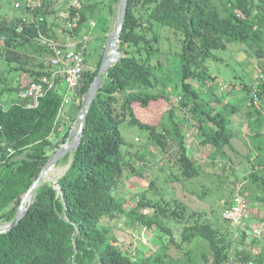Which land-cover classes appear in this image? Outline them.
I'll return each mask as SVG.
<instances>
[{
  "label": "trees",
  "instance_id": "1",
  "mask_svg": "<svg viewBox=\"0 0 264 264\" xmlns=\"http://www.w3.org/2000/svg\"><path fill=\"white\" fill-rule=\"evenodd\" d=\"M18 2L0 0V225L14 219L41 168L67 139L103 55L93 68L84 58L68 103L58 76L35 107L19 91L51 76L58 69L51 65L55 47L81 48L92 18H111L120 0H79L77 7L65 6V16L55 6L58 0ZM103 29L108 33L111 27ZM165 29L179 36V51L162 49ZM229 43L247 46L260 63L253 82L239 81L242 110L229 98L225 79L210 70V60L220 58L216 51ZM119 49L121 57L92 101L79 147L57 163H67V169L56 180L43 179L24 217L0 233V264H264V235L247 234L264 220V0H129ZM136 105L147 110L145 119ZM61 107L70 118L67 126L61 124L66 122ZM125 122L146 131L155 142L153 153L150 146L131 149L121 132ZM191 129L208 151L204 162L221 169L219 188L228 185L221 193L223 208L236 180L243 182L240 192L248 205L262 207L251 212L244 229L232 226L222 211H205L197 201L177 196L179 185L200 200L212 192L209 183H201L199 192L188 187L205 168L193 160ZM158 153L168 161L167 167L157 163L168 183L158 187L159 175L151 177L131 202L124 196L125 182L144 176L142 161ZM12 184L15 190L6 193ZM118 217L155 228L166 251L136 259L123 250L105 221Z\"/></svg>",
  "mask_w": 264,
  "mask_h": 264
},
{
  "label": "rangeland",
  "instance_id": "2",
  "mask_svg": "<svg viewBox=\"0 0 264 264\" xmlns=\"http://www.w3.org/2000/svg\"><path fill=\"white\" fill-rule=\"evenodd\" d=\"M71 0H58L57 3H55V6H58L61 8L60 11H63L66 5L70 4ZM95 0H92V2ZM106 1V0H104ZM108 3H105V9L104 14H108ZM3 5V4H2ZM102 6V2L99 3L97 6V13L100 11V7ZM5 7L6 6L5 4ZM115 10L113 14L105 20L104 18L99 17L97 19L92 18L91 20V30L89 33V37L87 38V49L85 53V62L86 65H91L93 68L96 66L99 58L104 54L105 50V44L108 35L113 31L114 26L117 21V11H118V5H114ZM102 12V11H101ZM110 14V13H109ZM108 14V15H109ZM106 22V24H104ZM111 27L108 33L104 32L103 27L107 26ZM107 34V35H106ZM91 36V37H90ZM106 39L104 40V38ZM161 46L164 50H169L170 52H177L180 50L181 45L179 42V36L176 35L174 32L165 29L162 33L161 38ZM216 54L220 57L218 59H211L210 60V70H216L219 74L220 79H225L223 84L226 85L225 87H229V98L240 105L241 110L244 108V102L240 100V98L244 95V92L240 89L241 85L239 84L240 80H245V82L254 81L255 78L259 75L260 72V63L259 60L253 55V51L247 46L244 45H237L235 43H229L227 44L226 48L223 50L216 51ZM226 83V84H225ZM63 87L66 88V85L64 84ZM224 87V86H223ZM174 95V94H172ZM173 99L177 100L176 96L173 97ZM177 103V102H176ZM169 106V105H168ZM177 110V109H176ZM245 110V109H244ZM135 112L142 118L145 119L146 115L148 114L147 110L145 108H142L139 105L135 106ZM176 113H179L176 111ZM67 114L65 112L64 118L65 123L61 122V124H64L67 126L70 124V118L66 117ZM178 114H176L177 118ZM245 127H239L238 132L239 135H242L244 132ZM121 132L125 139V142L127 143H133V148L138 147H149L151 149V152L153 153V149L155 148V142L148 140L146 137V131L142 130L137 125H129L128 123H123L121 126ZM194 131L191 129V133L189 134L190 137H188V145L191 149L193 160L196 163H203L204 172L201 173V176L198 178V180L193 181V183H189L188 187L190 190H193V192H199L200 191V185L201 183L207 184L209 183L212 185V192L209 193L207 197H204L202 200L196 197V195H193L189 192V194H186V190L182 189V187L179 185L178 190L176 191V194L178 197L183 199H190V201H197L196 207H199L202 210L208 211L212 208L218 210L219 212L223 209L224 204V197L221 196V193L227 192L228 185L221 184L222 186L219 188V184L221 182V179L218 178V173L221 172V169H213L212 166H210L206 161L205 157L207 154V150L204 148H200L197 144V139L193 136ZM61 133L60 135H62ZM52 141H54L55 134H52ZM237 145H240L239 142H237ZM172 146V144H171ZM169 147L168 150H171L172 147ZM52 153V152H50ZM230 153V152H229ZM155 154V153H154ZM149 156V155H148ZM160 154H156L153 156H149V158L146 161H142V165H145L144 169V176H133L129 180L125 182L124 187L122 188L124 190V196L130 197L131 202H135L136 194L140 193L145 187L148 186L149 180L151 177L155 175H159L157 185L158 187H162L168 183V181H165L162 177L164 176L163 171L157 167L158 164H163L164 167H167L168 161H166L164 158L158 157ZM64 157V156H63ZM153 159H156L154 162ZM68 164L67 163H60L56 164L50 171V177L53 180H56L59 178L64 171L67 169ZM240 181L241 180H236ZM212 183V184H211ZM236 183V182H235ZM234 183V185H235ZM243 183V182H242ZM15 190V187L12 186L7 189L6 193H9L10 190ZM241 189V188H240ZM242 191V189H241ZM236 192V188L233 189V195ZM241 193V192H240ZM232 195V196H233ZM226 198V197H225ZM199 199V200H198ZM5 203L6 207H9L12 202ZM256 206V205H255ZM249 208L251 209V212L255 213L258 210L261 211L262 207H253V205H249ZM259 213V212H258ZM106 224L111 229V235L116 237V244L120 246L123 250H127L132 256H134L136 259L140 258H149L151 253L158 251H166V249L160 248V245L157 238V231L154 229H146L145 226L142 224H130L128 222H125V220L122 217H118L112 220H106ZM1 226V225H0ZM233 226V225H232ZM136 235H135V234ZM247 234L251 235V229H247ZM164 238H166L165 235H163ZM264 238V236H263ZM263 241L260 242V246L263 245ZM259 250V246H255V248L252 250L253 252ZM167 251L172 250L167 249Z\"/></svg>",
  "mask_w": 264,
  "mask_h": 264
},
{
  "label": "built area",
  "instance_id": "3",
  "mask_svg": "<svg viewBox=\"0 0 264 264\" xmlns=\"http://www.w3.org/2000/svg\"><path fill=\"white\" fill-rule=\"evenodd\" d=\"M16 5L18 0H11ZM79 0H71L69 7H77ZM61 15L65 16L63 11ZM53 46V45H52ZM87 49L85 42L81 48H77L75 44H69V48L64 51L55 47V55L51 58V65L57 66L58 69L52 72L51 76L44 75L39 81H34L26 88L21 89L18 93L19 97L29 99L28 107H35L46 93L54 87L55 76H58L62 84L66 85L67 92L63 97L64 103H68L73 98V94L78 84V76L84 67V53ZM61 114H65L63 108L60 109ZM68 118V117H67ZM242 183H235L236 192L230 199V202L223 208V217L230 222L231 225L244 229L246 220L251 215L246 198L240 193ZM251 236L260 238L264 235V220L257 221L251 225ZM257 251L254 250V253ZM247 264H255L253 260H249Z\"/></svg>",
  "mask_w": 264,
  "mask_h": 264
},
{
  "label": "water",
  "instance_id": "4",
  "mask_svg": "<svg viewBox=\"0 0 264 264\" xmlns=\"http://www.w3.org/2000/svg\"><path fill=\"white\" fill-rule=\"evenodd\" d=\"M128 4L129 0H120L118 4L117 21L113 31L107 37L105 50L102 56V61L99 66L98 73L88 88L84 106L81 110H79L76 120L71 126L70 133L67 139L63 143H61L50 155L47 162L41 168L37 178L24 194L17 208L14 219L7 224L1 225L0 233L9 231L13 226L17 225L20 222V220L27 212L28 206L32 203L35 189L43 179L49 178L48 171L51 170L63 156H65L70 151H75L79 147L83 136L87 114L89 112L93 99L100 90L104 75L109 70L111 65L121 57L119 43Z\"/></svg>",
  "mask_w": 264,
  "mask_h": 264
},
{
  "label": "bare ground",
  "instance_id": "5",
  "mask_svg": "<svg viewBox=\"0 0 264 264\" xmlns=\"http://www.w3.org/2000/svg\"><path fill=\"white\" fill-rule=\"evenodd\" d=\"M48 176H50V170L48 171Z\"/></svg>",
  "mask_w": 264,
  "mask_h": 264
}]
</instances>
